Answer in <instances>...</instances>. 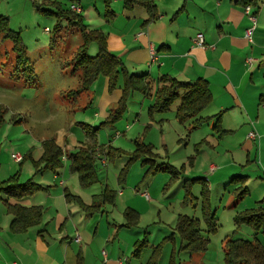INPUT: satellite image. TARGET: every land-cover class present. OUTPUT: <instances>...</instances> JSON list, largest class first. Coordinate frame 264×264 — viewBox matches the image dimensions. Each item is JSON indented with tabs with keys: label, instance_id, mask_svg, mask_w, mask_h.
<instances>
[{
	"label": "crops",
	"instance_id": "0c3cea01",
	"mask_svg": "<svg viewBox=\"0 0 264 264\" xmlns=\"http://www.w3.org/2000/svg\"><path fill=\"white\" fill-rule=\"evenodd\" d=\"M53 1L64 9L78 6L81 13L76 14L84 15L90 27H100L104 31L109 51L124 62L129 73L137 76L148 74L154 88L163 75L188 83L200 78L206 80L213 97L212 107L224 112L219 122L221 129L227 133L221 138L212 136L211 142L221 148L220 141L223 139H235L224 149L232 157L229 174H234L232 179L245 177L242 187L248 189L247 195L238 201L236 195L241 184L230 181L232 189L228 199L234 202V214L258 206L264 208V0H259L257 6L250 5L255 23L237 0H156L157 16L149 22H146L150 18L146 9L135 6L126 10L122 0H111L109 6L105 0ZM93 8L99 15L104 10L111 12L113 22L105 28L103 24L94 25L93 22H99V18L96 12H92ZM114 8L120 13H116ZM252 27L254 29L248 39L246 33ZM198 34L204 36L202 47L196 45ZM152 51L155 52L153 61ZM250 59L251 63L248 62ZM104 79L100 96L93 99L99 109L95 117L105 116L112 102L107 95L108 80ZM120 90H114L115 103L121 98ZM165 120L160 119L162 122ZM57 132L55 142L65 152L61 159L63 167L52 172L51 178L44 176L37 182L33 180L43 190L21 200L9 199L11 204L41 206L43 221L23 234H14L10 231L12 216L7 212L3 214L0 217V264H149L153 249L145 258H142L143 253L148 247L138 258L132 257L140 233H130L138 228L143 219V211L139 207H127L140 213L139 225L124 228L125 209L116 219L110 218V214L118 212L107 210V207L114 209L116 201L115 205L103 206L101 212L94 214L84 212L75 202L66 201L65 190L70 191L69 180L77 177L70 169L68 154L87 143L74 134H68L64 128ZM251 133L256 136L251 138ZM42 153L41 143L33 155L40 158ZM211 166L215 167L213 172L218 171L215 165ZM208 178L203 180L208 183ZM78 184L82 187L80 182ZM119 195L124 193L119 192ZM75 196L87 205L95 202L80 193ZM145 198L150 199L149 195ZM242 227L245 226L238 230L242 231ZM248 231L245 229L246 233ZM253 236L258 238L256 233ZM172 250L170 244L165 245L159 264H169ZM215 258L207 249L203 253L181 252L178 261L179 264H220Z\"/></svg>",
	"mask_w": 264,
	"mask_h": 264
},
{
	"label": "rangeland",
	"instance_id": "374dc122",
	"mask_svg": "<svg viewBox=\"0 0 264 264\" xmlns=\"http://www.w3.org/2000/svg\"><path fill=\"white\" fill-rule=\"evenodd\" d=\"M42 3L44 0H0V15L8 18L13 31L20 32L26 46V56L30 60V68L36 75L35 79H31L27 68L17 66L18 55L13 50L12 41L1 43L0 106L5 108V123L0 127V183L18 172L20 183L28 179L37 182L44 176L51 178L52 171L36 172L30 159L19 164L13 160L12 154L25 155L31 148H38L44 141L55 139L60 128L66 129L68 134H74L86 142L85 147L92 145L93 168L96 174V181L83 188L78 184V175L74 180L67 179L70 193H80L84 198L98 201L102 198L105 188L115 191L117 205L114 209L107 207V210L118 214L111 213L110 218H120V212L130 205L139 207L143 211V219L138 228L133 229L130 234L138 232L142 240L144 231L148 230V248L142 257L145 258L164 237L172 235L179 216L202 220V184H196L192 189L191 194L194 196L191 201L185 200V185L188 180L209 177L206 183L210 186L211 208L216 213L218 229L212 235L207 249L215 259L221 253L223 259L218 258V263L224 264V240L232 237L253 241L255 233L246 225L242 227V231L237 229L235 232L234 202L228 199L232 189L230 181L234 175L229 174L231 172L228 168L232 157L224 151L235 139H221V148L211 142L212 136L221 138L222 132L215 131L214 127L224 112L210 104L196 117L202 115L205 118L204 124L192 129L190 125L194 118L184 124L176 119L180 100H177L169 113L155 114L152 120L149 109L153 106V98L133 92L127 100L125 111L112 124L107 120L117 106L113 101L116 96L114 91L107 93L112 102L108 105L106 115L95 117L94 114L99 109L93 99L100 96L105 79L100 77L96 80L88 92L77 98L78 104L72 102L75 96L68 97V92L79 90L81 82V72L74 71L73 59L83 39L76 28L69 26L66 19L57 16L55 7L51 8ZM41 7L47 12L41 11ZM61 7L65 13L71 12L70 8ZM136 10L144 11L141 8ZM92 12H96L94 8ZM108 13L111 12L104 10L100 15L96 12L99 22L94 21L93 24H103L104 28L111 24L113 19ZM116 13H120L118 9ZM82 19L89 31H102L100 27H90V22L84 15ZM46 28L49 31H46ZM88 53L92 57L97 55V43L90 44ZM120 92L122 96V91ZM161 118L166 120L162 122ZM16 120L20 123H15ZM148 124L151 126L147 128ZM140 139L154 146L157 165L172 167L175 172L164 170L147 175L144 158H141L130 164L125 180L120 181L122 171L132 159L136 148L135 141ZM69 149L71 150L68 147L67 150L70 151ZM38 156L35 155L37 158ZM35 157L33 155L32 159L37 160ZM211 165H215L218 171L210 173ZM224 165L226 167H223ZM226 177L228 178L224 182ZM119 192L124 195L120 196ZM143 193L149 195L150 199L142 196ZM3 214H6V208L0 201V217H3ZM245 229L249 231L246 233ZM256 234V240L264 247V233ZM175 236L180 247L179 236ZM169 244L173 248L175 242L166 245Z\"/></svg>",
	"mask_w": 264,
	"mask_h": 264
},
{
	"label": "trees",
	"instance_id": "16d2710c",
	"mask_svg": "<svg viewBox=\"0 0 264 264\" xmlns=\"http://www.w3.org/2000/svg\"><path fill=\"white\" fill-rule=\"evenodd\" d=\"M111 0H105L109 6ZM123 6L126 10H131L135 6H140L147 10L150 18L149 22L156 18V0H122ZM259 0H237V3L244 8L250 5H258ZM49 7L54 8L57 16L66 19L69 26L76 28L80 32L83 42L77 48L73 63L74 71L81 72V82L79 90H72L68 92V97L75 96L73 102L77 103V98L84 92H88L93 83L100 77L108 80V91L121 89L122 96L116 103L117 106L113 112L108 116L109 123H115L125 111L126 103L129 96L133 92H139L144 97L154 98L153 106L149 109L150 118L153 120L155 114H164L171 111L172 106L180 100V104L176 109V119L179 123L184 124L188 120L195 119L190 126L192 129L199 128L204 124L205 118L198 117L201 111L208 107L213 100L209 83L200 78L194 82H183L167 75L161 76L156 88L149 80V75L141 76L129 73L124 62L112 52L109 51L107 45V35L100 30L89 31L83 24L82 15L74 12H67L56 2H44ZM43 7V6H42ZM42 7L40 8L41 11ZM47 12V11H43ZM108 15L112 16L110 13ZM8 18L0 15V45L6 40L12 41L14 44L13 50L18 55L17 66L27 68L30 72L31 79H35L36 75L32 68H30V60L26 56V46L24 45L20 32L13 31L8 23ZM97 43L98 53L92 57L88 53L91 43ZM5 108L0 106V127L5 123L4 121ZM15 123H20L17 121ZM151 124H148L147 128ZM215 131H221L222 135L226 134L220 128L219 119L214 127ZM136 140V148L133 151L132 159L127 167L122 171L119 180L124 181L127 175L128 168L131 163L138 159L144 158V166L147 167L146 174H156L159 171L175 170L171 167H163L164 165H157V154L153 152V145L145 143V140ZM43 153L38 160L32 159L34 148H31L23 156L22 164L27 159L32 161L36 172L43 170H50L56 172L63 167L62 157L65 152L58 146L55 139L46 140L42 143ZM92 145L82 146L74 152H69L68 158L70 160V169L79 177V182L82 187H88L96 181V174L93 168L92 159ZM19 173H15L6 181L0 183V201L6 207L7 214L12 216L10 223V231L14 234H23L31 227L40 225L43 221V208L41 206L25 207L20 204H11L9 199L21 200L25 197L34 195L43 190V188L33 179H29L24 183L19 182ZM245 177L236 176L231 180V183L239 182L241 187L237 190V199L240 201L248 193L246 187H242ZM196 184H202V198H201V212L202 220L188 217L185 215L179 216L175 230L171 236L166 237L163 241L153 249V253L149 260V264H159L163 249L169 242H176V234L179 236L180 247L173 245L171 259L169 264H179L178 257L181 252L189 253H203L207 251L210 242L209 237L217 232L218 224L215 211L211 208V191L207 183L203 179L188 180L185 185L186 201H191L193 196L192 189ZM5 197V198H1ZM116 192L105 188L102 191V198L98 202H93L87 205L79 197L65 190V199L67 202H75L86 213H99L103 206H113L116 201ZM260 204V203H259ZM124 217L126 223L122 225L124 228H133L139 225L141 215L133 208H126L124 210ZM235 232L241 226L246 225L255 233H264V208L258 206L256 208L242 212L234 218ZM148 232H144V238L134 244L132 252L133 258H138L144 249L148 246ZM224 260L225 264H264V247L256 239H225L223 242Z\"/></svg>",
	"mask_w": 264,
	"mask_h": 264
},
{
	"label": "built area",
	"instance_id": "2783aa9c",
	"mask_svg": "<svg viewBox=\"0 0 264 264\" xmlns=\"http://www.w3.org/2000/svg\"><path fill=\"white\" fill-rule=\"evenodd\" d=\"M70 8H71V10L74 11L75 13H81V9H80L78 6H76V5H72ZM245 12H246V14L250 17L251 21H252L253 23H255L256 18H255V16L251 13V7H250V6H247V7L245 8ZM253 29H254V27L250 28V29L247 31V33H246V37H247L248 39H250V37H251V33H252V30H253ZM47 31H48V29H47ZM204 44H205L204 36H203L202 34H198V35H197V38H196V45L202 47ZM154 59H155V52L152 51V61H153ZM248 62L251 63V62H252V59H250ZM255 136H256V134H254V133H251V134H250V137H251V138H254ZM12 158H13V160H14L16 163H20V162L23 160V155L20 154V153H16V154H13V155H12ZM214 170H215V167H214V166H211L210 171L213 172ZM206 180H207V179H206ZM144 196H145V197H148L147 194H144ZM14 264H16V263H14Z\"/></svg>",
	"mask_w": 264,
	"mask_h": 264
}]
</instances>
